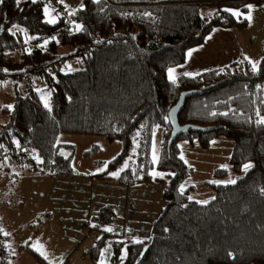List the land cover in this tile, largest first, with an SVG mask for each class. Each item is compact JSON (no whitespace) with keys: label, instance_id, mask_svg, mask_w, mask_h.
I'll return each instance as SVG.
<instances>
[{"label":"trees","instance_id":"1","mask_svg":"<svg viewBox=\"0 0 264 264\" xmlns=\"http://www.w3.org/2000/svg\"><path fill=\"white\" fill-rule=\"evenodd\" d=\"M263 4L84 0L55 23H47L43 1L29 0L17 8L15 0H4L0 87L10 82L15 97L12 107L0 110V162L5 169L14 165L53 177L74 176V151L58 144V137L102 136L119 141L122 150L93 177L131 187L151 179L152 135L161 127L158 168L167 177L165 205L153 222L150 241L129 243L124 264H264V124L258 123L264 118V57L257 72L247 60H238L198 76H181L175 84L167 77V71L183 64L188 50L202 44L214 29H245L246 6ZM223 9L239 10L242 16ZM66 24L69 29L60 34ZM45 40L48 43L40 47ZM63 47L71 52L59 56ZM64 58L73 59L79 68L64 72ZM35 80L48 88L51 110ZM188 91L194 94L186 99L179 124L205 131L181 133L168 147V112ZM221 137L233 142L229 163L236 174L245 164L252 167L235 183L210 184L213 197L207 203L189 199L192 188L181 186L193 169L181 159L179 142L196 141L207 150ZM118 171V177L111 175ZM224 174L215 171L216 176ZM25 248L36 262L49 264ZM0 264H9L1 241Z\"/></svg>","mask_w":264,"mask_h":264},{"label":"rangeland","instance_id":"2","mask_svg":"<svg viewBox=\"0 0 264 264\" xmlns=\"http://www.w3.org/2000/svg\"><path fill=\"white\" fill-rule=\"evenodd\" d=\"M250 15V25L244 32L246 40L257 34L252 44L259 39L264 44V4L252 5ZM70 52V47H63L58 55ZM72 60L64 58V72L79 68ZM9 84L7 81L0 87V110L13 105L15 92ZM34 85L43 103L47 97L50 105L46 85L39 80ZM163 139V129L156 128L150 157L153 162L155 145L158 160L153 162L151 173H161L162 177L151 174L150 180L131 187L93 177L102 173L122 150L119 141H108L102 136L61 134L58 137V144L69 145L74 151L71 161L74 176L53 177L19 170L14 165L5 169L6 165L0 162V241L9 264H39L25 250L26 246L49 264H113L114 259V264H124L123 250L126 248L128 252V244L136 240L150 241L153 222L165 205L167 177L158 168ZM179 146L183 160L193 169L182 190L191 187L189 197L199 203L213 197L210 184H231L229 181H236L245 173L244 169L241 174L231 169V140L215 139L207 150L196 141L194 144L180 141ZM217 170H225V174L216 176ZM15 173L18 175L14 176ZM106 228L112 231H105ZM115 246H118L116 253Z\"/></svg>","mask_w":264,"mask_h":264},{"label":"crops","instance_id":"3","mask_svg":"<svg viewBox=\"0 0 264 264\" xmlns=\"http://www.w3.org/2000/svg\"><path fill=\"white\" fill-rule=\"evenodd\" d=\"M63 3L65 11H73L81 6L84 0H59ZM49 12V16L55 21L58 19L56 15ZM250 25V20L245 29L236 28H216L198 46L188 50L185 62L181 65L173 67L177 79L186 76L184 73H192L190 76H198L205 72L225 67L238 60H245L249 57L252 61L260 62L264 57V44L261 39L256 44H252V39L256 38L255 34L250 38L245 35V31ZM256 47H260L257 49ZM191 52V56L188 53ZM252 66V65H251ZM167 77L168 71H167Z\"/></svg>","mask_w":264,"mask_h":264},{"label":"snow or ice","instance_id":"4","mask_svg":"<svg viewBox=\"0 0 264 264\" xmlns=\"http://www.w3.org/2000/svg\"><path fill=\"white\" fill-rule=\"evenodd\" d=\"M22 2L27 3V2H29V0H15V4H16L17 8H19V6H20V4H21ZM30 2H31L32 4H35V3L38 2V0H30ZM96 2H99V0H96ZM3 3H4V0H0V5H2ZM246 7L249 9V14H248L247 16H245V18L250 20V19H251L250 12H251V9H252V5H247ZM21 10H22V9H21ZM223 11L230 12L231 15H233V16H235V17H239L240 15H242V13H240V12L237 11V10L223 9ZM43 12H44V15H45L46 17L49 16V9H48V7H45V8L43 9ZM46 22H47V23H55L56 21H55L54 19H48ZM14 27H15V25H14ZM76 29H77L78 31H81V30H83V26H82V25H76ZM18 30L22 31V29H18ZM34 38H35V37H30L29 39H34ZM53 39H55V37H53ZM57 42H58V41H57ZM47 43H48V41L45 40V41H44V44H41L40 47H42V48L45 47V45H46ZM191 54H192L191 52L188 53L189 56H191ZM244 59L247 60V61L252 65V71H253V72H257V71L259 70L258 62L252 61L249 57H245ZM174 73H175V69L170 68V69L168 70L169 80H170L173 84H175L176 81H177V77H176V75H175ZM184 75H186V76H190V75H192V73H187V72H186V73H184ZM44 101H45V107H46V108H49V110H51V109H50V106H49V103H48V99H47V97H44ZM224 114L226 115V113H224ZM258 123H259V124H264V118L260 119V120L258 121ZM137 135H139V133H137ZM181 159H183V156H181ZM157 160H158V157H157V155H156V149H155V145H154V146H153V162L155 163ZM40 162H42V161H40ZM125 166H126V165H125ZM105 167H106V166H105ZM243 167H244V170L247 171L249 168L252 167V165H251V164H245ZM151 174H152L153 176H161V177H162V174H161V173H158V172H153V173H151ZM111 175L118 177V176H119V173H111ZM229 183H235V181H234V180H233V181H229ZM182 189H183V186H181V190H182ZM189 199H191V198H189ZM204 203H207V202H204ZM0 231H2V229H0ZM105 231L111 232L112 229H111V228H106ZM5 235H7V233H5ZM134 243H142V241H140V240H136V241H134ZM42 254H43V253H42ZM229 255H231V253H229ZM126 256H127V249L125 248V249L123 250V252H122L121 260L123 261V259H125Z\"/></svg>","mask_w":264,"mask_h":264},{"label":"water","instance_id":"5","mask_svg":"<svg viewBox=\"0 0 264 264\" xmlns=\"http://www.w3.org/2000/svg\"><path fill=\"white\" fill-rule=\"evenodd\" d=\"M194 94L193 92H183L179 96L177 103L169 110L168 112V119L171 125V133L168 139V147L172 145L175 141L177 136L181 133L188 132V131H205V129L193 126V125H183L181 126L178 121V117L181 111L184 108L186 99Z\"/></svg>","mask_w":264,"mask_h":264},{"label":"built area","instance_id":"6","mask_svg":"<svg viewBox=\"0 0 264 264\" xmlns=\"http://www.w3.org/2000/svg\"><path fill=\"white\" fill-rule=\"evenodd\" d=\"M41 1H43V3H44V8H45V5H47V7L49 9V12H52L58 18L60 16H63L64 15V13H65V10H64V7H63L64 5L59 0H41ZM65 26L66 27L62 28L63 30L61 29L59 31L60 34H63L66 29L68 30L70 25L69 24H66Z\"/></svg>","mask_w":264,"mask_h":264}]
</instances>
